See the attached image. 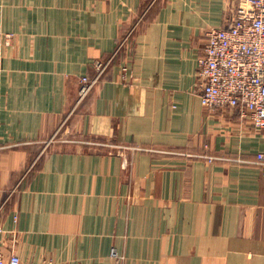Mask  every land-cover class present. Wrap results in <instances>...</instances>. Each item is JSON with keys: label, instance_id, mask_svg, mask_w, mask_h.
Returning a JSON list of instances; mask_svg holds the SVG:
<instances>
[{"label": "crops", "instance_id": "0c3cea01", "mask_svg": "<svg viewBox=\"0 0 264 264\" xmlns=\"http://www.w3.org/2000/svg\"><path fill=\"white\" fill-rule=\"evenodd\" d=\"M242 5L0 0L6 256L264 264V133L239 108L204 107L197 81L208 31ZM108 61L77 104L81 79Z\"/></svg>", "mask_w": 264, "mask_h": 264}, {"label": "built area", "instance_id": "2783aa9c", "mask_svg": "<svg viewBox=\"0 0 264 264\" xmlns=\"http://www.w3.org/2000/svg\"><path fill=\"white\" fill-rule=\"evenodd\" d=\"M109 65L110 61L97 62L95 76L81 79L77 104L90 96ZM197 81L204 107L239 108L242 116L264 133V0H243L227 28L208 31L198 60ZM257 165L264 178V151L257 155ZM111 256L122 258L116 250H112ZM0 264L55 263L24 261L16 254L6 256L0 230Z\"/></svg>", "mask_w": 264, "mask_h": 264}]
</instances>
